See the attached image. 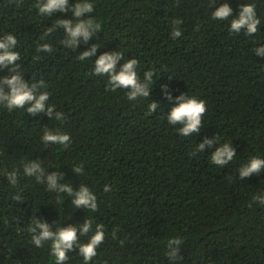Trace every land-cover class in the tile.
Returning a JSON list of instances; mask_svg holds the SVG:
<instances>
[{
  "label": "trees",
  "instance_id": "trees-1",
  "mask_svg": "<svg viewBox=\"0 0 264 264\" xmlns=\"http://www.w3.org/2000/svg\"><path fill=\"white\" fill-rule=\"evenodd\" d=\"M89 2L94 11L84 18L100 29L75 50L61 43L62 29L41 40L57 19H72L71 12L41 16L36 0H0V38L16 37L24 80H43L48 104L65 115L60 122L46 113L28 114L27 105L12 111L0 105V264H55L51 241L39 248L32 243L33 216L53 230L91 220L89 233L78 234L80 243L102 224L105 239L88 264H264V205L252 199L264 194V170L243 179L238 173L252 157L264 159V56L254 52L264 45V0ZM224 3L232 17L212 19ZM248 3L260 20L257 33L231 32V20ZM176 19L181 35L174 39ZM44 43L51 53L37 51ZM94 44L97 52L80 61L78 55ZM113 51L124 57L117 70L135 58L141 81L145 72L155 73L148 98L129 100L126 89L108 91V77L93 74L95 60ZM8 75L0 70V77ZM163 85L173 98L187 94L205 101L200 132L185 137L178 133L182 125L168 123L175 99L164 97ZM151 102L160 105L148 114ZM45 128L69 134L71 143L46 145ZM205 137L231 144L233 161L213 164L215 146L190 155ZM33 160L46 172H60L58 182L75 191L87 186L97 210L75 208L66 193L48 191L24 175V163ZM77 166L83 173L72 171ZM5 171H16L15 186ZM17 194L23 202L13 199ZM175 237L183 243L179 257L170 260L165 253ZM68 255L67 264H85L78 249Z\"/></svg>",
  "mask_w": 264,
  "mask_h": 264
},
{
  "label": "clouds",
  "instance_id": "clouds-1",
  "mask_svg": "<svg viewBox=\"0 0 264 264\" xmlns=\"http://www.w3.org/2000/svg\"><path fill=\"white\" fill-rule=\"evenodd\" d=\"M35 7L41 16L51 17L53 13H72V19H57L50 27H48L41 40L51 32L62 29L65 38L61 41L63 46L68 49H77L79 44L83 42L87 44L89 40L98 32L100 25L92 18L85 19L94 11V6L89 0H78V2L70 3L69 0H36ZM232 8L229 4L224 3L212 12V19L227 20L232 17ZM172 38H178L181 35L179 25L182 21L173 20ZM260 20L257 17L255 5L248 3L240 7L237 18L231 20L230 31L240 33L245 30L246 36H252L258 31ZM17 39L12 34H6L0 38V70L7 69L10 73L8 76L0 77V105L6 107L9 111L14 109H22L27 105L26 112L32 116L40 113H46L52 120L63 122L65 115L62 112L55 111L53 105H49V94L41 92L40 89L46 87L43 80L38 82H28L23 78L21 65L17 63L21 57L19 52L14 51L17 47ZM98 45H92L88 50L78 55L80 61L90 59L96 52ZM38 52L53 51L50 44L44 43L38 46ZM258 56H264V45L254 50ZM124 59L119 51L104 52L94 62L93 74L97 76L108 77V91H116L117 89H126L127 98L136 100L138 98H148L150 93L149 85L153 84L155 73L151 70L144 73V80L141 81L137 74L138 61L135 58L127 59L120 65L117 70V64ZM162 93L168 101L175 99V106L171 108L167 114V121L170 125H182L178 129V133L188 137L200 132L203 127L202 118L207 111L204 100L195 97H189L187 94H181L173 98L167 85L162 86ZM160 104L151 102L148 105V114L157 111ZM42 141L47 144H60L66 148L71 143V137L67 133H61L58 129L52 130L45 128L41 137ZM219 145V146H216ZM210 160L213 164L224 167L233 161L236 156V150L229 143H219V138L205 137L203 142L196 146L194 152L190 155L202 153L206 149L213 148ZM264 170V159L252 157L248 163L242 165L239 170L241 179L250 177L253 174L259 175ZM74 173L81 174L83 166H77L72 169ZM24 175L35 177L37 183L46 184L48 191L64 192L72 197L71 202L75 208H84L91 211L97 210V198L92 191L85 185H80L79 190L75 191L70 184L59 183L63 175L56 172H46L39 160H33L23 165ZM8 182L15 186L17 184L16 171H5ZM105 192L110 191V186H105ZM14 200L23 202L21 195L17 194ZM253 201L264 205V194L253 196ZM251 206V205H249ZM92 227L91 220H85L81 225H69L67 227H58L53 230L52 225L43 219L33 216L29 221L28 231L32 234L31 240L36 247H43L46 241H51V255L55 258V264H67L69 260V252L78 249V254L83 257L85 264L97 255V248L105 239L104 226L96 225L95 233L89 238L87 243L79 242V235H86ZM79 234V235H78ZM115 239V230L113 232ZM183 241L179 237L169 239L167 245L166 256L170 260H176L180 255V246ZM123 244V241H121Z\"/></svg>",
  "mask_w": 264,
  "mask_h": 264
}]
</instances>
